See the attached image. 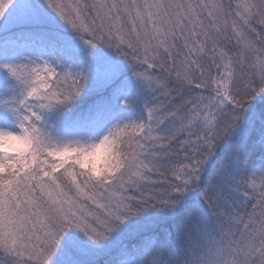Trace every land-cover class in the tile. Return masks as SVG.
<instances>
[{
    "label": "snow or ice",
    "instance_id": "6c2138e0",
    "mask_svg": "<svg viewBox=\"0 0 264 264\" xmlns=\"http://www.w3.org/2000/svg\"><path fill=\"white\" fill-rule=\"evenodd\" d=\"M0 264H264V0H0Z\"/></svg>",
    "mask_w": 264,
    "mask_h": 264
}]
</instances>
